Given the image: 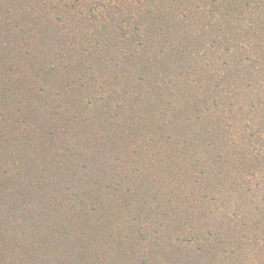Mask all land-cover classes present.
<instances>
[{"label":"rangeland","instance_id":"rangeland-1","mask_svg":"<svg viewBox=\"0 0 264 264\" xmlns=\"http://www.w3.org/2000/svg\"><path fill=\"white\" fill-rule=\"evenodd\" d=\"M240 120L264 0H0V264H216Z\"/></svg>","mask_w":264,"mask_h":264},{"label":"trees","instance_id":"trees-1","mask_svg":"<svg viewBox=\"0 0 264 264\" xmlns=\"http://www.w3.org/2000/svg\"><path fill=\"white\" fill-rule=\"evenodd\" d=\"M216 119L220 121L219 117ZM219 126L221 130L216 127L214 134L219 137L221 143H225L223 146L228 145L226 140L232 145L231 151L226 153L234 165L230 175L222 177L227 179L226 187L215 192L213 205H207L206 200L203 201L197 219L200 227H203L208 219H213L218 229L226 232L225 238L230 247L228 249L225 246L220 252L215 251L213 261L216 264H264L263 126L257 127V132H252L251 135L247 122L240 120L236 125L233 123L234 132L227 131L229 138L234 136L232 142L224 133L222 136L225 125ZM223 158V154L219 155L217 162ZM235 168H239L236 174ZM224 240L223 237H217L214 245L226 243ZM196 257L205 260L206 250L200 249Z\"/></svg>","mask_w":264,"mask_h":264}]
</instances>
